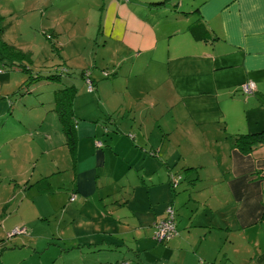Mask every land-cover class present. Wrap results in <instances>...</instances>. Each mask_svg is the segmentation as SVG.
Instances as JSON below:
<instances>
[{
	"label": "crops",
	"instance_id": "1",
	"mask_svg": "<svg viewBox=\"0 0 264 264\" xmlns=\"http://www.w3.org/2000/svg\"><path fill=\"white\" fill-rule=\"evenodd\" d=\"M102 7V31L121 47L115 56L131 61L126 78L136 76L137 56H144L158 63L162 81L156 92L144 84L138 98L132 92L124 100L113 97L114 107L97 82L102 74L85 76L94 80L100 104L92 111L116 127L87 118L75 122V197L87 202L104 178L116 186L135 182L145 189L138 195L142 205H132L136 196L115 192L107 197L111 202L104 211L109 212L91 218L112 219L110 234L133 235L130 241L128 235L114 236V246L125 245L133 257L123 253L114 264H264V143L245 152L235 140L236 134L264 131V0H102ZM196 28L205 39L194 37ZM248 80L255 90L243 93L240 86ZM128 88L126 83L125 92ZM115 93L121 92L108 91ZM144 95L152 107L169 105L157 115L159 129L128 124L134 135L126 136L125 123L113 117L135 122L134 110ZM103 133L111 137L106 146L96 139ZM84 140L91 142L88 154L79 156ZM170 175L177 179L174 194ZM45 178L37 177L30 187ZM27 194L22 192L17 206ZM170 197L178 233L159 243L147 236L165 217ZM30 202L41 210L46 198L38 194ZM129 205L130 214L117 211Z\"/></svg>",
	"mask_w": 264,
	"mask_h": 264
},
{
	"label": "rangeland",
	"instance_id": "2",
	"mask_svg": "<svg viewBox=\"0 0 264 264\" xmlns=\"http://www.w3.org/2000/svg\"><path fill=\"white\" fill-rule=\"evenodd\" d=\"M105 14L102 0H0V264H114L116 256L123 253L133 259L125 245L113 244L118 242L114 236L128 235L125 239L130 241L132 234H110L107 229L112 219L91 218L98 212H109L104 211L111 202L107 197L115 192L118 196H136L132 205H142L138 195H145L144 187L135 182L116 186L104 178L98 180L99 192L90 200L83 203L77 196L70 201L72 194H78L74 192L76 160L56 111L59 103L73 127L79 118L107 128L109 123L115 124L92 111L100 104L95 92L87 91L80 77L82 69L102 74L97 82L103 83L105 99L114 107L113 97L124 100L132 92L138 98L144 84L152 88L148 91L156 92L154 88L162 83L157 77L158 63L144 56H137L136 76L126 78L124 71L131 61L128 58L123 62V56H115L121 47L102 31ZM106 71L108 77L103 76ZM69 79L76 80V90L65 86L72 84ZM115 88L121 93L108 94ZM168 106L163 102L152 107L145 97L134 110L135 122L118 114L113 118L116 123H125L123 128L128 132L124 134L132 137L128 124L137 129L143 125L159 129L157 115ZM168 122L174 125L170 118ZM115 127L113 132H117ZM107 138L111 137L103 133L96 139L106 146ZM88 144L91 142L83 141L79 156L88 154ZM41 175L45 180L30 187ZM176 187L171 186L173 193ZM24 191L28 194L19 207ZM38 194L46 198L41 210L30 202ZM15 195L17 199L12 201ZM174 198L166 202L165 215L175 217ZM132 205L117 211L130 214ZM129 222L134 220L130 218ZM14 223L13 228H5V224ZM22 227L24 233H12ZM176 233L175 227L173 237Z\"/></svg>",
	"mask_w": 264,
	"mask_h": 264
},
{
	"label": "trees",
	"instance_id": "3",
	"mask_svg": "<svg viewBox=\"0 0 264 264\" xmlns=\"http://www.w3.org/2000/svg\"><path fill=\"white\" fill-rule=\"evenodd\" d=\"M192 34L194 35V37L196 38V39H205L206 37H205V34H202V35H200V34H198V32H197V28H196V30L194 29L193 31H192ZM47 39H50L49 38V35L47 36ZM65 71V68L63 69V71H60L59 72V76L60 75H62L61 73H63ZM87 74H89L90 75V72L88 71V69H84V70H82V72L80 73V75L82 76L83 75V78H84V80L86 79V75ZM103 76H105V77H108V72L106 71V74L105 75H103ZM89 78V77H88ZM90 79V78H89ZM91 80V84H92V90L91 91H88V89H87V91L88 92H93L94 91V87H95V84H94V80H92V79H90ZM85 83H86V81H85ZM86 85H87V83H86ZM66 87H71V88H75V86L74 85H65ZM88 86V85H87ZM67 91L68 90H70V88H67L66 89ZM76 90V89H75ZM57 105H56V108H57V113H58V119H59V121L61 122V128H62V130H63V133H64V136H65V138H66V144H68V145H70V148H69V150L71 151V154L72 155H74L73 154V150L75 149V142H74V131H73V129H74V127H73V125H71L69 122H68V117L66 116V112H65V110L59 105V103H56ZM235 140H236V142H237V144L241 147V149L243 150V151H248V150H250L254 145H256V144H261V143H264V131H261V132H256V133H241V134H236L235 135ZM170 190L172 191V188H171V186H170ZM172 194H174L173 193V191H172ZM72 196H74V198H75V195H71L70 196V198H69V200L70 201H72V200H74V198L71 200V197ZM174 222H175V217H174ZM175 227H176V222H175ZM22 228H24V227H22ZM154 229L155 228H153V232H152V237L154 238ZM24 233V232H23ZM173 237V236H172ZM171 237V238H172ZM170 238V239H171ZM155 239V238H154ZM169 239V240H170ZM156 240V239H155ZM168 240V241H169ZM157 241V240H156ZM168 241H161L160 243H166V242H168ZM119 264H129V263H127V262H125V261H123L122 263H119Z\"/></svg>",
	"mask_w": 264,
	"mask_h": 264
},
{
	"label": "built area",
	"instance_id": "4",
	"mask_svg": "<svg viewBox=\"0 0 264 264\" xmlns=\"http://www.w3.org/2000/svg\"><path fill=\"white\" fill-rule=\"evenodd\" d=\"M87 83V89L88 91L92 90V84L91 80L89 78H86ZM241 90L244 93H251L255 90V84L252 80L245 81L240 86ZM96 145H100L99 142L96 143ZM172 178L171 186L174 187L177 184V179L174 175H170ZM74 198V196L71 197V200ZM154 229V238L158 241H168L173 234L175 233V222H174V216L172 215H165V217L159 221H157L153 225ZM15 232H25V228L20 229H14L12 233ZM10 234V233H9Z\"/></svg>",
	"mask_w": 264,
	"mask_h": 264
}]
</instances>
